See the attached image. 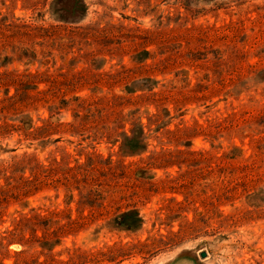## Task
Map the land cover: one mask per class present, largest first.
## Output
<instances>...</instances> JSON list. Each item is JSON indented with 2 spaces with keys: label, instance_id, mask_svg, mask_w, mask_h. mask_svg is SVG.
Here are the masks:
<instances>
[{
  "label": "rangeland",
  "instance_id": "rangeland-1",
  "mask_svg": "<svg viewBox=\"0 0 264 264\" xmlns=\"http://www.w3.org/2000/svg\"><path fill=\"white\" fill-rule=\"evenodd\" d=\"M186 253L264 264V0H0V264Z\"/></svg>",
  "mask_w": 264,
  "mask_h": 264
},
{
  "label": "crops",
  "instance_id": "crops-1",
  "mask_svg": "<svg viewBox=\"0 0 264 264\" xmlns=\"http://www.w3.org/2000/svg\"><path fill=\"white\" fill-rule=\"evenodd\" d=\"M173 264H200V263L192 255L186 253L179 255V257L175 259Z\"/></svg>",
  "mask_w": 264,
  "mask_h": 264
},
{
  "label": "water",
  "instance_id": "water-1",
  "mask_svg": "<svg viewBox=\"0 0 264 264\" xmlns=\"http://www.w3.org/2000/svg\"><path fill=\"white\" fill-rule=\"evenodd\" d=\"M206 253L205 252H200L201 257H205Z\"/></svg>",
  "mask_w": 264,
  "mask_h": 264
}]
</instances>
